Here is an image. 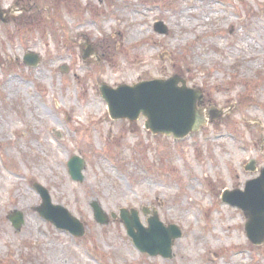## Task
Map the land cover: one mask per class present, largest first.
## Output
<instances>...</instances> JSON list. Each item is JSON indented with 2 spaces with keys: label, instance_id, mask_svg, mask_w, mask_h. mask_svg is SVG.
Returning <instances> with one entry per match:
<instances>
[{
  "label": "rangeland",
  "instance_id": "rangeland-1",
  "mask_svg": "<svg viewBox=\"0 0 264 264\" xmlns=\"http://www.w3.org/2000/svg\"><path fill=\"white\" fill-rule=\"evenodd\" d=\"M0 12V264H264L245 214L222 199L264 168V0H0ZM176 75L203 96L201 130L177 140L144 118H110L103 84ZM211 109L224 116L209 120ZM74 156L83 182L70 176ZM35 183L84 237L35 211ZM95 200L109 216L135 209L148 227L146 208L178 226L173 257L140 252L119 217L98 224Z\"/></svg>",
  "mask_w": 264,
  "mask_h": 264
},
{
  "label": "water",
  "instance_id": "water-1",
  "mask_svg": "<svg viewBox=\"0 0 264 264\" xmlns=\"http://www.w3.org/2000/svg\"><path fill=\"white\" fill-rule=\"evenodd\" d=\"M4 12H0V16ZM157 32L165 35L166 27L160 23L156 26ZM40 59L36 54L28 53L24 57V63L29 67H36ZM179 83L182 86L179 87ZM101 94L108 104L109 113L113 120L129 119L137 121L141 115L147 118L145 128L156 134H173L175 138H184L191 132H196L206 124V115L203 109H199L198 101H202V94L195 92L186 86V81L179 76L168 80H154L142 82L134 86L121 85L117 89L102 85ZM212 121L221 118L223 111L212 109L208 112ZM69 173L76 182L84 180V161L79 157H73L69 164ZM255 170V162H251L247 168ZM34 188L42 198V205L36 210L47 221H50L58 229L69 231L76 237L85 235L84 225L63 206L53 205L47 189L39 184ZM223 200L244 211L248 222L246 231L248 238L255 245L264 243V169L258 179L249 181L245 192L226 191ZM95 219L100 224H108L109 217L97 201L91 205ZM147 213L148 210L144 209ZM121 219L124 221L129 235L135 245L143 253L152 256L172 258L173 242L182 236L181 230L174 225L165 227L155 212L149 219V229L142 226L138 212L125 209L121 210ZM116 218L115 214H112ZM11 222L17 230L24 224L23 214L17 212L11 216ZM137 230V232H135Z\"/></svg>",
  "mask_w": 264,
  "mask_h": 264
},
{
  "label": "bare ground",
  "instance_id": "bare-ground-1",
  "mask_svg": "<svg viewBox=\"0 0 264 264\" xmlns=\"http://www.w3.org/2000/svg\"><path fill=\"white\" fill-rule=\"evenodd\" d=\"M137 32H138V31H137ZM141 37H143V36H141ZM12 179H13V178H12ZM10 183H11V182H10ZM0 185L2 186V184H0ZM230 227H231V226H230ZM200 240H202L201 237L197 239V241H200ZM203 241H204V240H203ZM211 245H212V246H215V245H214V242H212ZM193 246H194V248H196V243H193ZM155 261H159V260H155ZM216 261H217V260H216Z\"/></svg>",
  "mask_w": 264,
  "mask_h": 264
}]
</instances>
